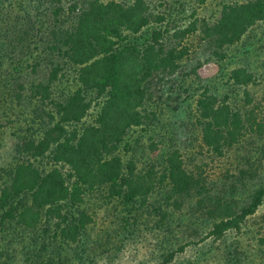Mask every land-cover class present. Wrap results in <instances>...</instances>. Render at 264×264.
<instances>
[{"label": "trees", "instance_id": "obj_1", "mask_svg": "<svg viewBox=\"0 0 264 264\" xmlns=\"http://www.w3.org/2000/svg\"><path fill=\"white\" fill-rule=\"evenodd\" d=\"M27 1L34 4L32 14L0 0V72H5L0 79V100L11 105L39 100L34 110L40 117V128L35 131L40 136L21 142L18 151L36 160L47 153L51 165L66 164L71 172L64 174L57 166L45 170L23 160L5 175L0 183V264L15 260L20 264H68L72 254L82 264L88 217L79 207L87 190L103 185L109 197L125 205V210L114 213L122 225L129 224L124 211L134 221L145 222L144 208L157 214L163 204L180 210L187 203L189 212L206 226L196 242L171 247L155 264H169L190 243L243 236L247 219L264 202V115H258L260 108L252 104L249 92L264 81V61L258 66L251 59L264 52V29L258 36L255 33L264 25V0H225L212 24L202 18L199 25L195 17L184 26L181 14L189 9V17L196 16V4L206 0ZM197 28L209 54L204 61L213 59L220 71L230 66L221 86L230 80L231 91L220 94L211 80L203 83L193 115L185 116L194 117V130H198H193L194 140L213 159L253 139L244 155L235 153L233 171L228 169L212 179L187 169L186 149L182 148L186 138L175 141L177 132H185L180 129L172 135L167 130L170 124L160 120V106L152 96L154 81L159 84L165 76L182 70L189 50L182 41ZM138 32L149 37H133ZM251 36L257 37L251 41ZM24 61L30 74L41 68L45 71L42 77L31 78L26 89L24 81H18L20 74L12 77L7 72L8 67L17 69ZM202 63L196 61L181 78H173L179 87L184 86L182 94L193 96L194 80L183 83L190 74L197 78ZM260 67L263 70L257 73ZM64 83L67 88H61ZM92 102L100 107L95 121L86 124ZM133 129L139 135L131 143L127 137ZM154 135L166 141V149L157 164L152 162L135 173L138 153L140 162L147 161L158 148ZM121 150L126 153L122 155ZM72 177L76 180L70 183ZM113 209L117 211L116 206ZM164 215L151 228L162 227ZM256 241L263 244V236ZM240 245H225L224 264H252L243 261L245 251ZM258 249L256 257L264 264V249ZM93 263L89 259L88 264Z\"/></svg>", "mask_w": 264, "mask_h": 264}, {"label": "rangeland", "instance_id": "obj_2", "mask_svg": "<svg viewBox=\"0 0 264 264\" xmlns=\"http://www.w3.org/2000/svg\"><path fill=\"white\" fill-rule=\"evenodd\" d=\"M7 1H11L14 5H20L22 11H27L30 14H32L34 10V4H32V2L29 3L27 0ZM223 1L225 0H206L203 5H201L200 2V4L197 3L196 16L189 17L190 11L187 9L184 14H181L184 15L182 21H180L181 25L184 26L188 24V22L195 17V19H199L197 22L199 25L200 19L202 18L205 19L207 23L212 24L218 17V12L221 8L220 3ZM263 29L264 25L255 31L257 36L259 33L263 32ZM141 32H143V30ZM142 35L143 38L149 37V34L140 32L133 37H139ZM192 36H195V38H192ZM200 36L199 28H197V30L184 38L182 45H188L189 50L185 58H183L182 70L179 73H175L174 75L176 76L173 74L165 76V79H163L162 82L160 81L159 84H155L154 81L152 96L153 100L159 103L158 105L160 106L159 109L161 111V114H159L161 115L160 120L163 123L167 122L170 124L167 130L171 131L172 135L173 131H178L180 129L185 132V134L177 132L176 135L178 139L175 141L182 140L183 137L186 138L184 142L186 145L182 144V148L186 149L187 169L194 174L202 172V175L212 179L216 178L218 175L220 176L222 172H225L228 169L233 171L237 165L235 153L239 151L244 155L250 148V145L253 144V139L250 140L249 138L246 141H243L241 146H237L238 148L240 147L239 150L235 149L236 145H234L231 150L227 151L223 156H216L213 159H210L209 153L204 149L203 145H200L198 141L194 140V136L196 135L194 132L198 131L194 130V117H192V119H186L185 116L189 113L193 115V111H195L194 102L195 99H197L198 93L202 91L203 83L211 80L214 85L219 88L220 94L223 92L229 93L231 91L230 86H228L231 83L230 80L227 81V87L225 85L221 86V84H225V80L227 79L226 73H228L230 66L220 71V65L213 59L208 58V61H204L209 54L208 50L205 49V44H203ZM257 36H251L250 40H255ZM251 59L255 61L254 64H258L259 66V64L264 61L263 50L260 51L259 56L257 54L252 55ZM198 60L203 63L197 68V78H195V75L192 76V74H190L189 78L183 83L188 84L192 79L194 80V83H192L193 89L191 88V91H194L192 93L193 96L188 97L186 94L181 93L183 85L179 87L180 84L178 85V81H174L173 78H181V73L188 72ZM27 63L28 62L24 61L22 65L17 67V69L10 67L7 69L9 74H14H12V77H18V74L21 75V78L18 79V81H24L25 89L30 84L31 78L33 79L37 76L42 77L45 73V71H43L44 69L41 68V71H38L37 74H30L31 68L26 66ZM231 68H233V65ZM262 70L263 68L260 67L257 73ZM4 73V71L0 72V79L5 78L3 75ZM66 85L67 83L62 84L61 88H67ZM14 88H16V86ZM249 92L254 99L252 104L257 105V107L260 108L258 115L263 116L264 81L257 84L253 89H250ZM16 93L18 94L19 90H17ZM241 93L242 92L240 91L238 95V98H240L239 105L243 104ZM25 95L29 96L26 92ZM230 95L233 97L232 93ZM93 96L92 93L90 97L93 98ZM38 101V99H33L27 104L11 105L4 100H0V183L18 161L26 160L35 164L38 168L45 170L58 165L55 164V162H52V165L50 164L51 158L47 153L44 154L43 157H40L39 160H36L29 153H20L18 151V145L21 142L35 138L39 135V132L35 133V131H38L40 128V117L36 115L37 113L34 110L39 105ZM154 101L150 106H154ZM150 106L149 108H152ZM99 107L100 104L94 106V102H92L91 107L87 111V117L84 120L86 124H91L95 121V113ZM44 119L47 120V118ZM66 128L68 130L70 129L69 127ZM138 131L133 129L130 132V136L127 137V140L133 143L134 139L139 135ZM154 138L156 140L155 142L158 144V148L151 152L152 155L147 161L142 160L140 162V153H138L137 157L139 158V161L137 158L135 173L143 170L152 162L157 164L156 162L160 155L164 153L166 149L164 144H167L166 141L162 140V142H160V137L156 135H154ZM120 153L123 155V153L126 152L121 150ZM248 153L250 154V158L251 156L252 158L254 157L253 152L252 154L251 152ZM123 157L127 159L128 154ZM188 158L190 160H188ZM157 166L160 167V165H156V167ZM57 167H59L64 174L71 172L69 166L66 164ZM75 180L76 179L72 177L69 182L73 183ZM83 198L84 203L81 204L79 209L83 211L85 210L89 220L87 218L88 222L86 224L85 232L83 233L85 236V243L82 247H85V250L81 252L82 260H84L82 264H88L89 259L94 261L93 264H155L163 258L165 253L169 251L171 247H177L180 243L182 244L187 241L196 242L206 230V226H204L196 216L189 212L186 205L187 203H185L180 210H172L171 206L163 204V210L159 211L157 214L149 208H144L143 217L145 222H140V218H137L134 221L133 216L128 215V213L124 211L122 215L126 216L129 220V224H123L127 226L126 229L122 228L123 225L120 224L124 222L118 221L114 215V213L124 209L125 205L123 203H118L119 199L117 197H114V199L109 197L108 191L104 185L99 188L92 187L91 191L87 190ZM171 199H169V202H171ZM114 206L117 207V211L113 209ZM162 213L165 214L163 216V226L158 229L156 226L151 228L155 221L160 218ZM245 224L243 231L246 232H244L243 236L236 238V236H233L232 234L225 240L221 238L216 241H212V238L209 237L205 241L190 243L185 247L184 251L178 253L175 259L169 264H224L222 255L225 245L230 244L233 247L236 243H241V251H245L243 254L245 256L243 257V261L244 259H248L252 264H258L259 260L258 257H256V248L258 246V250L264 249V242L259 246L256 241V238L258 239V237L263 236L264 238V202L257 212L247 219ZM253 234L256 235L255 239L251 238ZM224 242L227 244H224ZM72 256L75 259L72 257L71 262L68 264H81L75 254H72ZM12 264L20 263L15 260Z\"/></svg>", "mask_w": 264, "mask_h": 264}]
</instances>
